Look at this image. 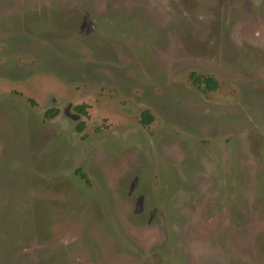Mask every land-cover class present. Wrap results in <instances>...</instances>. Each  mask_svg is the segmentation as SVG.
<instances>
[{"label":"rangeland","instance_id":"obj_1","mask_svg":"<svg viewBox=\"0 0 264 264\" xmlns=\"http://www.w3.org/2000/svg\"><path fill=\"white\" fill-rule=\"evenodd\" d=\"M0 264H264V0H0Z\"/></svg>","mask_w":264,"mask_h":264},{"label":"trees","instance_id":"obj_2","mask_svg":"<svg viewBox=\"0 0 264 264\" xmlns=\"http://www.w3.org/2000/svg\"><path fill=\"white\" fill-rule=\"evenodd\" d=\"M205 83L207 85V88H209V89H214V88L217 87V83L215 81L211 80V79L206 80ZM75 109H77V111H79L81 113H85L86 106H78ZM58 114H59L58 110L52 109V110H49V111L46 112L45 118L53 119ZM152 121H153V118L149 114H147V113L143 114V124L145 126L149 125ZM83 128H84V124H81V125L78 126V130L79 131H82Z\"/></svg>","mask_w":264,"mask_h":264}]
</instances>
